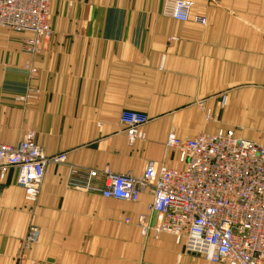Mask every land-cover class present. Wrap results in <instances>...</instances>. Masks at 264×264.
Returning a JSON list of instances; mask_svg holds the SVG:
<instances>
[{
  "label": "crops",
  "instance_id": "1",
  "mask_svg": "<svg viewBox=\"0 0 264 264\" xmlns=\"http://www.w3.org/2000/svg\"><path fill=\"white\" fill-rule=\"evenodd\" d=\"M164 1L53 0L51 36L36 55L23 35L0 29V144L32 132L46 157L66 154L45 168L33 206L14 170L0 180V264H14L31 226L36 264H212L171 235H143L138 217L154 222L152 191L105 199L103 173L139 177L148 161L180 168L164 146L170 133L230 130L264 147V0H186L205 26L163 17ZM124 110L149 118L131 145ZM80 169L97 171L89 191L75 186Z\"/></svg>",
  "mask_w": 264,
  "mask_h": 264
},
{
  "label": "built area",
  "instance_id": "2",
  "mask_svg": "<svg viewBox=\"0 0 264 264\" xmlns=\"http://www.w3.org/2000/svg\"><path fill=\"white\" fill-rule=\"evenodd\" d=\"M52 1L0 0V29L23 35L25 50L38 54L51 36L48 15ZM191 11L189 1L165 0L161 14L182 23L193 19L205 26V18H193ZM32 97L28 94L18 100L26 102ZM148 122L143 113L121 112L119 123L128 144L144 139L143 129ZM164 146L177 155L180 168L169 169L148 161L139 177L106 169L101 196L134 202L150 189L152 201L147 209L154 215V222L149 224L145 215L138 217L143 235L148 231L171 235L183 245L184 253L212 264H264V147L230 130L199 133L184 140L170 133ZM65 162V153L46 157L32 132L16 145L0 144V180L14 170L15 185L22 190L23 202L28 206L39 199L45 168ZM73 173L78 176L75 186L85 191L91 189V181L97 176L95 170ZM38 237L37 228L31 226L14 264H36L28 259L27 251Z\"/></svg>",
  "mask_w": 264,
  "mask_h": 264
}]
</instances>
